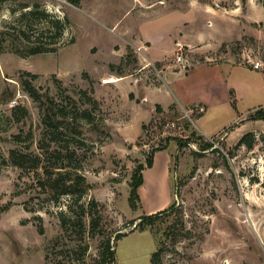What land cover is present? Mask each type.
<instances>
[{"label": "rangeland", "instance_id": "1", "mask_svg": "<svg viewBox=\"0 0 264 264\" xmlns=\"http://www.w3.org/2000/svg\"><path fill=\"white\" fill-rule=\"evenodd\" d=\"M155 1L81 0L77 6L69 0H0V264H100L108 238L117 264H152L159 241L158 264H264L261 135L252 148L236 146L249 125L228 136L233 125L227 115L209 121L177 107L164 115L155 107L152 114L142 101L143 85L158 84L161 74L143 68L126 27ZM204 1L228 9L238 5L246 21L240 40L209 57L219 59L228 50L238 62H264V0ZM165 7L158 3L147 13ZM32 10L47 16L31 15ZM38 40L56 50L30 54ZM25 72L36 74L32 84L53 100L51 114L62 121L59 128L44 123L40 103L22 86ZM111 75L120 79L102 82ZM136 82L140 89L132 91ZM18 105L27 113L15 111ZM252 113L246 120H253ZM203 122L224 127L202 135L197 130ZM253 128L264 135V123ZM206 141L214 146L202 149ZM163 146L170 157L166 179L157 162L147 165ZM12 150L28 154L25 167L13 162ZM35 157L39 164L33 167ZM57 162L77 167L91 185L80 200L55 197L42 186L46 170L53 176L65 170L55 168ZM143 165V182L133 196L132 176ZM173 203L151 227L131 231L134 219L151 214L147 209ZM71 216L80 223L63 227V217ZM120 232L126 234L116 241Z\"/></svg>", "mask_w": 264, "mask_h": 264}, {"label": "crops", "instance_id": "2", "mask_svg": "<svg viewBox=\"0 0 264 264\" xmlns=\"http://www.w3.org/2000/svg\"><path fill=\"white\" fill-rule=\"evenodd\" d=\"M171 1L168 4L156 0L147 8L139 9V16L126 27L131 32L132 40L129 43L133 47L144 45V56L154 65L143 68L160 66V81L158 84L149 81L143 85L142 101L151 106L152 114L156 105L168 112L171 104H175L179 110L196 113L199 119L207 117L209 121H217L222 113L227 115L226 122L234 125L227 130L228 136L231 130L248 125L246 132L254 131L260 135L262 129L253 128V125L264 123V119L246 120V117L264 108V71L256 70L251 63L234 60L228 50L216 60L208 54L220 50L225 43L243 37L246 21L240 13V6L228 9L215 1ZM158 3L166 7L153 14L147 13ZM151 18L150 30L145 22ZM112 20L117 23L120 18L112 17ZM177 43L185 48V55L189 58L186 65L175 60ZM138 58L145 64L142 56ZM138 89L140 87L136 82L132 91ZM239 108L244 111H239ZM222 125L211 128L207 122H203L196 130L202 135L219 133L224 127L221 128ZM156 162L157 167L161 168L162 179H166L170 170L168 150L156 151L153 165ZM153 212H157V209L151 207L146 211Z\"/></svg>", "mask_w": 264, "mask_h": 264}, {"label": "trees", "instance_id": "3", "mask_svg": "<svg viewBox=\"0 0 264 264\" xmlns=\"http://www.w3.org/2000/svg\"><path fill=\"white\" fill-rule=\"evenodd\" d=\"M71 3L79 6L81 0H69ZM37 13H42L45 17L47 16L46 13L44 12H37L36 10H32L30 12L31 15H35ZM55 26L58 29V35L60 36L62 33V30L64 28V23L61 22V20H56L55 21ZM2 43L3 41H0V50L2 47ZM48 44L46 43H42L40 40H38L37 45L33 46L30 48L29 52L30 54H35V53H42L45 51H55L56 49L54 47H49L47 46ZM131 51L128 52L127 56L131 57L133 54L130 53ZM26 75H28V78H21V83L22 86L24 88V90L35 100L38 101L40 103V107L43 111V121L44 123H46L48 126H54L59 128L60 126H62V121L59 120H55L52 116V112L54 110V105H53V100L49 97L48 94H42L40 93L32 84V79L36 78L37 75L31 72H25ZM235 101H233L234 103ZM176 107L175 104H171L169 106V111L174 110ZM15 111H17V109H21L23 111V114L27 113L26 108L23 106H15ZM165 112V110L162 108V106L160 105H156V112L158 114H169L170 112ZM249 119H264V108H260L256 111H254L252 114L249 115L248 117ZM234 126V125H233ZM231 126V127H233ZM226 131V129L224 130ZM260 138L264 143V135L260 134ZM256 133L254 131H249L246 132L245 134H243L240 139L238 140L236 146H246L247 148H252L255 143H256ZM214 146L213 142H209L206 141L204 144L201 145L202 149H209L212 148ZM42 148H44L43 145H41ZM164 148L163 147H157L152 153H151V157L148 159L147 161V165L150 166L152 165L153 162V156L154 153L156 151L162 150ZM39 157V156H38ZM33 159V167H36L39 164V158ZM11 158L13 160V162L21 167H25L26 163H27V158L28 154H23L20 153L16 150H12L11 151ZM56 167L58 169H64L65 170H58V172L56 173L55 176L52 175L50 170H46L45 172L47 173V179L44 180V182L42 183V186L45 189H49L50 191L53 192L54 196H60L62 194H66V195H72L74 197L75 201L80 200L86 193L87 191L91 188V185L86 181V178L83 174H81L75 167V169H66V166L63 165H59L58 162L55 163ZM145 166H141L139 173L137 175L133 174L132 176V181L130 183L131 189H132V195L136 196V191L138 189V187L142 184L143 182V176H142V171L144 170ZM92 204L95 205V201L92 200L91 201ZM174 203L171 204L169 207L163 209V210H159L157 212L151 213V214H146V215H141L138 216L136 219L133 220V223H135L136 225L134 226V228L131 230H135V229H139V230H146L148 229V227H151L154 223L155 218H157L158 216L162 215L163 213H167L170 212L174 209ZM138 220V222H136ZM81 220H75V218H73V216L69 217V218H65L63 217L62 219V225L63 227L67 224V223H80ZM90 223H92L91 225H96L97 222H95V218H92L90 220ZM39 232L40 233H44V229L42 227L39 228ZM126 233H118L115 236V240L118 241V239H120L123 235H125ZM162 244L161 241L158 242L159 247L153 252L152 254V264H158L159 261V257L160 254L163 251V248H160V245ZM115 251L116 248L114 246H112L110 239L108 238L104 244H103V250H102V259L100 260V264H117L116 263V259H115Z\"/></svg>", "mask_w": 264, "mask_h": 264}, {"label": "built area", "instance_id": "4", "mask_svg": "<svg viewBox=\"0 0 264 264\" xmlns=\"http://www.w3.org/2000/svg\"><path fill=\"white\" fill-rule=\"evenodd\" d=\"M134 48H135V51L138 54V56H142V58L145 60L144 67L145 66H151V65L154 66L153 63L149 59L145 58V56H144V49H145L144 45H137V46H134ZM175 60H176V62L181 63L183 65H186L189 63V58L185 55V48L180 43H177V46L175 49ZM252 66L256 70L264 71V62H262V61H259V60L253 61ZM153 68H155L160 73L158 68H156V67H153ZM118 79H120L119 76L111 75L109 77L103 78L102 82L105 84H108V83L110 84V83L117 82Z\"/></svg>", "mask_w": 264, "mask_h": 264}, {"label": "bare ground", "instance_id": "5", "mask_svg": "<svg viewBox=\"0 0 264 264\" xmlns=\"http://www.w3.org/2000/svg\"><path fill=\"white\" fill-rule=\"evenodd\" d=\"M119 80V79H118Z\"/></svg>", "mask_w": 264, "mask_h": 264}, {"label": "water", "instance_id": "6", "mask_svg": "<svg viewBox=\"0 0 264 264\" xmlns=\"http://www.w3.org/2000/svg\"><path fill=\"white\" fill-rule=\"evenodd\" d=\"M136 225V224H135Z\"/></svg>", "mask_w": 264, "mask_h": 264}]
</instances>
